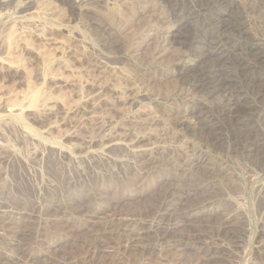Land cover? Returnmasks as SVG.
<instances>
[{
  "label": "rangeland",
  "instance_id": "obj_1",
  "mask_svg": "<svg viewBox=\"0 0 264 264\" xmlns=\"http://www.w3.org/2000/svg\"><path fill=\"white\" fill-rule=\"evenodd\" d=\"M222 1L0 0V261L264 264V99L242 88L264 78L246 55L264 58V18L257 0ZM237 12L251 39L224 33L245 64L225 91L252 109L242 129L218 115V70L193 79L192 54L166 41L215 51Z\"/></svg>",
  "mask_w": 264,
  "mask_h": 264
},
{
  "label": "bare ground",
  "instance_id": "obj_2",
  "mask_svg": "<svg viewBox=\"0 0 264 264\" xmlns=\"http://www.w3.org/2000/svg\"><path fill=\"white\" fill-rule=\"evenodd\" d=\"M87 1V0H86ZM217 3H221L222 4V0H215ZM72 8H74V11L78 12L82 11V3L81 2H72ZM219 3V4H220ZM206 4V3H205ZM210 4V3H209ZM208 5V4H207ZM216 5V4H215ZM206 6V5H205ZM220 6V5H219ZM223 6V5H222ZM208 7V6H207ZM229 7V6H228ZM232 8V7H231ZM210 9V7H209ZM206 10V9H205ZM238 10V9H237ZM245 10V9H244ZM73 11V10H72ZM208 11V10H207ZM247 11L248 14L252 15L254 18L255 16H259L260 19L264 18V0H257V1H249L248 5H247ZM246 11V12H247ZM233 12V11H232ZM83 13V12H82ZM238 14H235L231 17H229V19L226 20H222L221 22L219 21L216 28L219 33H222L221 36L219 37H215V38H209L208 40H214L217 48L215 49V51H205L202 50L201 45L199 46V44H196L193 42V40H189L188 38L184 37V36H180L178 34L175 33H168V35L166 36V41L168 40V42L171 45H179L181 46V48L188 50L192 56L188 62V69L185 70V72H195L194 74V78L196 79L197 77H202V74L205 73L207 70L208 71H215V69L218 70V72L223 76V78L219 79L216 84V87L219 88L221 91H223V97L225 98L224 101L227 103L228 105V109L225 112H220L218 111V115L219 117L222 116L223 119H225L226 123L228 122L230 125L229 128L232 127H236L238 126V128L242 127V125L240 124L241 120L250 115L252 109H250V106L248 107V103L244 100L243 96H238V97H234L231 94H229L228 92H226L225 90L231 86H235L237 84V82L234 80L233 75L234 74H229L230 70L235 71V73L238 71L240 74H244L245 73V64L242 60L238 59L237 57H239L238 52L239 50L236 49V47H231L230 50H228V43L230 42L227 37H223L224 33L229 32V34H235L237 36H239L240 38H245L249 39L250 35L248 33V29H247V25L249 23V18L246 17V15L242 14L241 12H237ZM76 14H78L76 12ZM80 15V13L78 14ZM81 16V15H80ZM205 16V15H204ZM248 18V19H247ZM212 20V19H211ZM251 22V21H250ZM259 22V21H258ZM250 24V23H249ZM257 24V23H256ZM210 26V25H209ZM258 27L261 29V32L264 35V22H259L258 23ZM215 28V29H216ZM252 28V27H251ZM201 29V28H200ZM207 30V29H206ZM214 30V29H213ZM250 30V29H249ZM252 33V32H251ZM251 39V38H250ZM261 39V38H260ZM264 39V38H263ZM198 40V39H197ZM207 40V41H208ZM203 43V42H202ZM210 43V42H209ZM235 45V43H234ZM255 46V45H254ZM226 47V49L224 48ZM184 50V51H185ZM260 50V49H259ZM248 54L247 57L253 61L254 63L261 65L262 66V72H264V58H262L261 56V52L259 53L258 51H256L254 53V51L252 49H247ZM187 52V51H186ZM245 53V52H244ZM185 55V54H184ZM190 56V55H189ZM243 56V54H242ZM184 57V56H183ZM186 57V56H185ZM188 57V56H187ZM240 58V57H239ZM244 60V58H243ZM245 61V60H244ZM186 63V61H185ZM253 64V63H252ZM183 68V67H182ZM202 68H205L202 70ZM183 70V69H182ZM228 72V73H227ZM252 72V71H251ZM182 74V73H181ZM229 74V75H228ZM239 75V74H238ZM218 76V75H217ZM236 76V75H235ZM242 76V75H241ZM181 77V76H180ZM211 77V76H210ZM179 78V77H178ZM245 78V77H244ZM187 79V78H186ZM190 79V78H189ZM188 79V80H189ZM185 81V80H184ZM191 82V81H190ZM242 83V82H241ZM188 84V83H186ZM190 84V83H189ZM207 87V86H206ZM246 87L249 91H251L253 93V95L257 98V99H264V78H261L259 76L258 79H254L251 80L250 78L246 77L245 81L242 84V88ZM204 88V87H202ZM190 91H192L190 89ZM203 91V90H202ZM201 92V91H200ZM204 92V91H203ZM206 92V91H205ZM203 94V93H201ZM246 94V93H245ZM199 95V94H198ZM247 95V94H246ZM250 95V94H249ZM252 95V96H253ZM196 99V97L194 98ZM201 100V99H200ZM255 101V100H254ZM258 101V100H257ZM260 101V100H259ZM257 103V102H256ZM261 103V102H260ZM184 105V104H183ZM205 105V104H204ZM226 105V104H225ZM223 107V106H222ZM200 109V108H199ZM208 110V108H207ZM212 110V109H211ZM221 110V109H219ZM258 110V109H257ZM206 111V110H205ZM170 112V111H169ZM202 112V111H201ZM256 112V109H255ZM168 113V112H167ZM182 113V111H181ZM203 115V114H202ZM252 115V114H251ZM264 116V115H263ZM198 117H201V115H199ZM207 117V116H206ZM215 117H217L215 115ZM258 117V116H257ZM91 118V117H90ZM167 120L169 125L173 128V129H183L185 126V117H181V116H175L174 114H167ZM256 118V116H255ZM197 119V118H195ZM205 119V118H204ZM247 119V117H246ZM254 119V118H253ZM258 119V118H257ZM199 120V119H198ZM210 120V119H209ZM215 120V119H214ZM220 122V121H219ZM254 122V121H252ZM200 123V122H199ZM211 124V123H210ZM255 125V124H254ZM218 126V125H217ZM86 128V127H85ZM190 128V127H189ZM216 126H206L204 125L203 127V131L209 136V138H207L208 140H204V143H208L211 139H218V137L215 136V134H213L212 132L216 130ZM250 128V127H249ZM242 129V128H241ZM232 130V129H231ZM248 130V129H247ZM247 130H241V132H235V139H243V138H249V136L251 137V132L247 131ZM174 131V130H173ZM180 131V130H179ZM239 131V130H238ZM257 131V130H256ZM105 132V131H104ZM108 132V131H107ZM121 136V135H120ZM215 136V137H213ZM258 136V135H257ZM256 136V137H257ZM109 137V136H108ZM136 137V136H135ZM221 137V136H220ZM128 139V138H127ZM221 139V138H220ZM255 139V138H254ZM221 139V142L222 143ZM245 140V139H244ZM248 140V139H246ZM253 140V139H252ZM226 141V140H225ZM236 141V140H235ZM239 141V140H238ZM255 141V140H254ZM258 141V140H257ZM252 142V141H251ZM261 142V141H260ZM218 144V143H217ZM225 144V143H224ZM246 144V143H245ZM234 145V144H233ZM222 146V145H221ZM255 146L257 145H247L245 148H247V155L248 157H250V159H254L257 163L261 162V158H255L254 157V153L256 152L255 150ZM262 146V145H261ZM257 148V147H256ZM132 150V149H131ZM240 150V149H239ZM164 152V151H162ZM237 152V151H236ZM240 152V151H239ZM242 152V151H241ZM240 152V153H241ZM135 153V151H134ZM137 153V152H136ZM225 153V152H224ZM229 154V153H228ZM256 154V153H255ZM258 154V153H257ZM246 155V154H245ZM246 159V157H245ZM249 159V158H248ZM246 159V161L248 160ZM143 163V162H142ZM251 164V162H249ZM256 163V164H257ZM262 165V164H261ZM158 167V166H157ZM259 167V166H257ZM261 168V167H259ZM263 168V167H262ZM159 169V168H158ZM250 169V168H249ZM263 170V169H262ZM264 171V170H263ZM11 245L13 246V242H10ZM1 244V243H0ZM7 244V243H5ZM9 244V243H8ZM19 245L16 244V247H18ZM207 248V247H206ZM209 248V247H208ZM13 249V248H12ZM210 249V248H209ZM14 250V249H13ZM8 251V250H7ZM211 258V257H210ZM1 260V259H0ZM0 264H10L8 262V260L5 261H0Z\"/></svg>",
  "mask_w": 264,
  "mask_h": 264
}]
</instances>
